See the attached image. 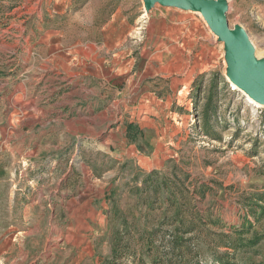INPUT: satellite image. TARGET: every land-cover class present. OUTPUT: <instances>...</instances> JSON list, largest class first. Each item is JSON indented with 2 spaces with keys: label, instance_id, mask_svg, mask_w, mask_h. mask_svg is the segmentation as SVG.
Masks as SVG:
<instances>
[{
  "label": "rangeland",
  "instance_id": "rangeland-1",
  "mask_svg": "<svg viewBox=\"0 0 264 264\" xmlns=\"http://www.w3.org/2000/svg\"><path fill=\"white\" fill-rule=\"evenodd\" d=\"M226 2L264 59V0ZM229 68L193 9L0 0V264H264V106Z\"/></svg>",
  "mask_w": 264,
  "mask_h": 264
},
{
  "label": "water",
  "instance_id": "water-1",
  "mask_svg": "<svg viewBox=\"0 0 264 264\" xmlns=\"http://www.w3.org/2000/svg\"><path fill=\"white\" fill-rule=\"evenodd\" d=\"M154 0H146L150 3ZM188 9L200 11L211 29L227 47L229 74L234 83L249 92L256 100L264 102V59H253L252 41L241 25L230 26L226 0H161Z\"/></svg>",
  "mask_w": 264,
  "mask_h": 264
},
{
  "label": "crops",
  "instance_id": "crops-1",
  "mask_svg": "<svg viewBox=\"0 0 264 264\" xmlns=\"http://www.w3.org/2000/svg\"><path fill=\"white\" fill-rule=\"evenodd\" d=\"M100 54L101 53L99 51H95V48L93 47L90 53L83 52L82 55L69 53V56L66 57L68 64V73H71L70 75L72 77L82 78L80 80L84 82H81L78 79V82L75 84V88L72 89V87H70V90L66 95H64L65 97L69 98L80 91H84L86 94H95L99 90V87L93 83L94 76L97 75V72L95 73V70H93L92 68L89 69L88 67L90 65H95L96 67L98 63H101L103 58L100 57ZM73 66H76L77 70H73ZM74 81H76V79H72V81H69L70 86H73ZM88 98L89 96L87 95L83 99L74 97L71 100L68 99L66 103L63 101L62 104L64 103L63 106L67 109V112H65L64 114L68 116L69 112L72 109H74L75 107H81L84 99L86 100Z\"/></svg>",
  "mask_w": 264,
  "mask_h": 264
},
{
  "label": "bare ground",
  "instance_id": "bare-ground-1",
  "mask_svg": "<svg viewBox=\"0 0 264 264\" xmlns=\"http://www.w3.org/2000/svg\"><path fill=\"white\" fill-rule=\"evenodd\" d=\"M200 12V11H199ZM210 28H212L211 26H210ZM252 46H253V59L254 60H256V61H259V54H260V51L257 49V48H255V46L252 44ZM234 86V89H240L239 88V86L236 84V83H234L233 84ZM241 90V89H240ZM243 91V90H242ZM244 92V94H245V97L247 98V100L251 103V104H253V105H255V106H258V105H260V106H264V102H260V101H258V100H256L249 92H247V91H243Z\"/></svg>",
  "mask_w": 264,
  "mask_h": 264
}]
</instances>
